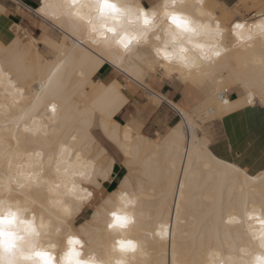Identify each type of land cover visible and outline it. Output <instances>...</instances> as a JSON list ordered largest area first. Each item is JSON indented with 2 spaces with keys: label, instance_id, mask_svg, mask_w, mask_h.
Here are the masks:
<instances>
[{
  "label": "snow or ice",
  "instance_id": "6c2138e0",
  "mask_svg": "<svg viewBox=\"0 0 264 264\" xmlns=\"http://www.w3.org/2000/svg\"><path fill=\"white\" fill-rule=\"evenodd\" d=\"M10 11L23 19L11 25L14 37L0 36V264H153L143 257L156 243L155 264H264V0H39L35 9L0 0V15ZM29 18L42 21L44 47L11 55L22 33L29 39ZM238 48L253 51L250 62L237 58L240 72L218 83ZM106 63L141 91L93 79ZM168 85L186 97L194 90L196 103H175L163 94ZM70 91L89 102L69 121L62 100ZM230 91L240 98L227 99ZM246 106L254 122L233 136L224 120ZM120 155L142 172L106 193L101 181ZM145 181L157 205L147 216ZM93 205V228H75ZM196 213L200 228L186 252ZM220 223L240 237L226 252L213 248Z\"/></svg>",
  "mask_w": 264,
  "mask_h": 264
},
{
  "label": "bare ground",
  "instance_id": "6f19581e",
  "mask_svg": "<svg viewBox=\"0 0 264 264\" xmlns=\"http://www.w3.org/2000/svg\"><path fill=\"white\" fill-rule=\"evenodd\" d=\"M141 2L144 4L143 0H141ZM254 2H256V0H254ZM38 3H39V0H38ZM24 6L26 8H28V9H35V8H31V7L27 6L26 3L24 4ZM36 8H37V6H36ZM34 20H35V23L38 22L36 18H34ZM12 22L15 23L14 21H12ZM25 29H27V28H25ZM37 31H38V35L36 36L35 34H32L27 29V35H28L29 39H25L24 38L25 34L22 33L21 34V40H22L21 48H20L19 52L13 53L11 55H19V56H24L25 58H27V56H28V46L30 44H32V43L37 42V41H40V43L37 46L40 47V48H43L44 45L42 43V37H41V34H40L41 33V28H39V30L37 29ZM14 36H15V33H14L13 37ZM34 51H35V49H33V52ZM258 52H259V46H257V48L255 49V53L258 54ZM252 55H253V51L252 50L245 51V48L236 49L234 51V53H233V56L228 60L226 66L221 68V69H219V72L222 73V75H218L217 76V82L219 83L222 80H224L226 77H228L229 73H238V72H240L241 65L239 63H237V58H239L240 61H245L247 59L250 62ZM3 56H4V53L0 52V59H3ZM106 64L111 65L110 63H106ZM106 64H102L92 74V78L95 79L97 82H101V83L104 82V81L98 79L96 77V75H97L98 70L101 67H103L104 65H106ZM112 68L114 69V71L116 73L122 74L121 72L117 71L113 66H112ZM253 70L258 71V68H254ZM249 74H251V72ZM112 81H116L118 84H121L123 86L124 91L128 93L127 87L119 79L115 78ZM112 81H110L109 83H111ZM178 82L181 85L183 83L182 81H178ZM154 83H155V81H154ZM147 87L150 88L151 85H147ZM232 87H236V85H232ZM226 90H228V89L226 88ZM191 92H192V97L188 101H190L191 104H195L196 103V95L194 94V90H187L188 94H190ZM142 98L147 99V97H142ZM226 98L230 99V100H236V99H239L240 97H239V94L237 92L230 91L229 92V96H227ZM88 102L89 101H88V94L87 93L80 92L78 94H75V93H72L70 91L68 94H66V96L62 100L63 114L70 121L73 118V116L75 115V107H76V105L84 106ZM177 104H179V103H177ZM189 106H190V104L188 103V105L185 106V107H189ZM246 107H254V106H246ZM147 151H149V147L148 146H145L144 148L141 149V152H140L141 158L144 157V154ZM152 151L158 153L160 150L159 149H153ZM166 156H167V153H164V156L161 157V159H160L161 165L163 164L164 158H166ZM122 158H123V165H125V167L128 169V174L123 178V180L120 182V184L118 185V187L115 190L107 192L104 189V191L106 193H114V192H116L119 189V187L121 186V183L125 182L126 178L131 177L132 179L135 180V179H137V174L139 172H142V169H135V168L134 169H130L129 166L126 163H124V157L123 156H122ZM115 164L110 166V168H109V171L111 172L112 176L114 174ZM165 172H166V170H165ZM111 179L107 180V181H103L102 180L101 183H102L103 187H104V184L110 182ZM174 182H175V180L173 178V183ZM152 192H153V189L150 186H148V182L145 181V194H144L145 203L143 205V211L145 213V216H147V214L149 212H153L154 213L155 209L157 207V205L152 202ZM207 195L208 196L213 195L212 191L210 190L207 193ZM94 207L95 206L93 205V206H90V207L86 208L84 210V212L76 218V221H75V224H74L75 228L79 229L81 227V225H85V227L90 229V230L93 228V226L89 225L87 222L92 219V212L94 210ZM88 210L90 211V214H89L88 217H86V214L88 213L87 212ZM193 211L196 212V209L194 208ZM196 215H197V219H193L191 216L189 217V223H188V225L185 228V231L188 233V235L184 238V241H183L185 243L184 251H186V252H190L192 250L193 244H194L195 233L200 228V225L198 224L199 213H196ZM217 223L218 222L214 220V221L210 222V224L207 225V226L208 227H212L214 229L215 226L217 225ZM218 226H219V239L218 240L215 239V238L213 239V248L215 250H220L222 252H226L229 249L230 244H232L234 241L235 242L239 241L240 237L237 235V231L238 230L234 226H229L232 229L231 236H229V235H227L228 229L225 227L224 224L220 223ZM136 234L137 233L134 231L133 235H136ZM93 237L96 240H100L101 239L99 237V235L94 233V232H93ZM149 240H151V236H149ZM157 241H159V238H157ZM181 242H182L181 238L179 236H177L178 251H179V245L181 244ZM199 257L207 258L206 250L200 251L199 252ZM143 259L152 260L153 264H155V261L160 259L159 243H156L155 245L148 247L147 254L143 257Z\"/></svg>",
  "mask_w": 264,
  "mask_h": 264
},
{
  "label": "crops",
  "instance_id": "0c3cea01",
  "mask_svg": "<svg viewBox=\"0 0 264 264\" xmlns=\"http://www.w3.org/2000/svg\"><path fill=\"white\" fill-rule=\"evenodd\" d=\"M146 1V2H145ZM7 2H12V0H7ZM22 2L31 8L38 7L39 3L38 0H22ZM146 6H151L156 0H143ZM233 3L238 2V0H232ZM12 17V18H11ZM22 16H20L17 12H9L7 15H0V36L8 37L13 36L14 33L11 30L12 24H19L22 21ZM15 23H13L12 21ZM24 28H27L29 31H35L38 34V22L33 24V22L29 19L24 20ZM106 69V70H105ZM103 70V71H102ZM96 77L102 81H112L113 79H119L126 87L127 91L130 96H135L140 89L135 88L134 85L131 84L130 81L126 79V77L122 74H118L114 71L111 65L106 64L101 67ZM179 83V82H178ZM180 84V83H179ZM159 90V89H158ZM163 94L165 96L170 97L175 103H180L181 100H185V106L188 105V100L192 97V92L190 94L187 93L186 97V90L183 86H174L168 85L164 87ZM185 98V99H184ZM141 99H144L141 97ZM135 107V104L133 105ZM253 107H246L240 111L234 112L230 117H226L224 120L225 126L229 129V131L233 134V136L244 135L248 130L249 121L252 120L254 122L255 114L252 111ZM123 120V117H121ZM258 127V126H257ZM257 144L255 146V151L259 152V135L256 136ZM240 163L244 166H248L249 161L244 159L241 160ZM120 166V167H119ZM260 167V161L257 158L255 161L252 162L251 170L253 173ZM116 169V170H115ZM128 174V169L123 165V158L122 156L117 157V163L114 167V174L113 178L110 182L104 184L105 191H113L115 190L123 178Z\"/></svg>",
  "mask_w": 264,
  "mask_h": 264
},
{
  "label": "clouds",
  "instance_id": "9594fccd",
  "mask_svg": "<svg viewBox=\"0 0 264 264\" xmlns=\"http://www.w3.org/2000/svg\"><path fill=\"white\" fill-rule=\"evenodd\" d=\"M135 2L142 3L141 0H135ZM162 2H163V0H156V2L153 3V4H158V3H162ZM176 23L179 24V25H181V26H183V24H184V22L182 20H180V19H177L176 20ZM3 211H4V213H5L6 216L9 215V209H8L7 204L4 206ZM6 223H8V221H6ZM10 242H11V237L8 236V235H6L5 236V243H10Z\"/></svg>",
  "mask_w": 264,
  "mask_h": 264
},
{
  "label": "rangeland",
  "instance_id": "374dc122",
  "mask_svg": "<svg viewBox=\"0 0 264 264\" xmlns=\"http://www.w3.org/2000/svg\"><path fill=\"white\" fill-rule=\"evenodd\" d=\"M29 20H31L32 22H33V24H35V20H34V18H30ZM38 21V20H37ZM41 25H42V21H38V30H39V28H41ZM37 31V30H36ZM32 34H35L36 36L38 35V34H36L35 33V31H30ZM88 213L86 214V217H88L89 216V214H90V211L88 210L87 211Z\"/></svg>",
  "mask_w": 264,
  "mask_h": 264
}]
</instances>
